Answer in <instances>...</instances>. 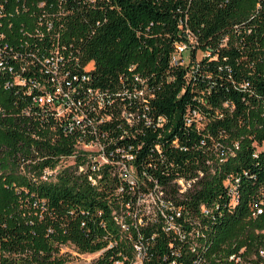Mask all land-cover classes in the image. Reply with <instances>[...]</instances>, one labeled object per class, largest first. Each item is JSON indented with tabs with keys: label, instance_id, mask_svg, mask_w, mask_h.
<instances>
[{
	"label": "trees",
	"instance_id": "trees-1",
	"mask_svg": "<svg viewBox=\"0 0 264 264\" xmlns=\"http://www.w3.org/2000/svg\"><path fill=\"white\" fill-rule=\"evenodd\" d=\"M58 84L94 134L34 102ZM92 139L97 168L77 149ZM179 207L181 240L162 216ZM115 218L182 264L264 247V0H0V264L94 252Z\"/></svg>",
	"mask_w": 264,
	"mask_h": 264
},
{
	"label": "built area",
	"instance_id": "built-area-1",
	"mask_svg": "<svg viewBox=\"0 0 264 264\" xmlns=\"http://www.w3.org/2000/svg\"><path fill=\"white\" fill-rule=\"evenodd\" d=\"M43 2H39L38 6L42 7ZM186 49L184 44H179L175 48V53L173 55V60L179 59L180 55ZM66 86H68V82H65ZM92 95L89 91L87 92ZM139 95H142V92H138ZM97 99L98 107L103 106V95L98 92H94L93 94ZM69 90L64 89L60 84L54 87L52 93H47L44 96H39L34 98V102L38 105H50L53 106L58 115L62 116L66 113H70V121L68 122V131L71 132L73 129H77L82 133H85L86 128L89 127V131L94 134L95 130L93 129L90 122H87L85 118V113L82 108H74L75 105H79L78 101L69 102L70 100ZM77 149L80 151H84L88 154V157L92 158L96 163V168L103 164L108 163L109 160L106 157L105 151L103 149V145L97 140L92 139L89 141H81L77 145ZM126 159H131V157L126 156ZM70 164H73V159L69 158ZM120 170L126 172L128 168L125 164L118 162L116 163ZM60 168V165L56 167V169ZM93 167L92 169H94ZM55 169V170H56ZM83 168H80L82 170ZM53 170V171H55ZM51 171H47L50 173ZM230 180H225V185L230 184L231 188V202H233L236 193L234 186L229 183ZM236 182V179H235ZM179 184L182 187V190L185 189L186 185H189V182L184 183L183 181H179ZM148 200L140 201L139 204L144 205V209L149 211L151 208L150 202L154 203V198L149 195ZM174 215L165 214L162 211V216L165 219V223L168 225L167 229H170L174 233H176V237L181 240L184 236H187L183 233L180 228L175 225L172 220L174 217H180L181 209L180 207L177 209H172ZM203 210V207H202ZM206 213L207 211L204 210ZM261 213L260 207L254 204L250 209V214L253 217H256ZM135 218V215H132ZM115 220L119 223V232L117 237L110 238L108 243L101 247L100 249L95 250L94 252H79L73 246L63 245L60 247L58 255H62L65 257V261L62 264H182L181 252L179 250L173 249L172 245L169 244V251H164L159 254H153L149 246L143 241L142 234L138 229L131 230L125 224L124 221L115 218ZM140 220H138L139 222ZM166 229V230H167ZM190 236L193 235L192 232L188 233ZM189 253H194L195 248L193 245L189 246ZM244 253V249L240 250V254H232L228 258L233 261L234 264H264V247H260L256 252L251 253L248 258H245L242 254ZM154 258V259H153ZM191 264H204L198 259H193Z\"/></svg>",
	"mask_w": 264,
	"mask_h": 264
},
{
	"label": "rangeland",
	"instance_id": "rangeland-1",
	"mask_svg": "<svg viewBox=\"0 0 264 264\" xmlns=\"http://www.w3.org/2000/svg\"><path fill=\"white\" fill-rule=\"evenodd\" d=\"M183 53H184V54H183V58H185L183 61H184V62H187L188 59H187L186 56H185V53H186L185 50L183 51ZM196 55H197V57H198L199 55H201V53H200V52H197ZM69 163H70V160L63 161V162H61L60 167H61V166H65V165H67V164H69Z\"/></svg>",
	"mask_w": 264,
	"mask_h": 264
}]
</instances>
